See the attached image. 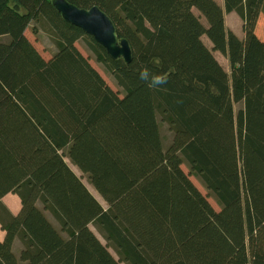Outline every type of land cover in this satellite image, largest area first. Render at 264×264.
<instances>
[{"label":"trees","instance_id":"trees-1","mask_svg":"<svg viewBox=\"0 0 264 264\" xmlns=\"http://www.w3.org/2000/svg\"><path fill=\"white\" fill-rule=\"evenodd\" d=\"M68 1L103 9L133 57L113 59L53 0H0V200L23 201L0 216V264H264V0ZM30 29L48 32L50 57Z\"/></svg>","mask_w":264,"mask_h":264},{"label":"rangeland","instance_id":"rangeland-1","mask_svg":"<svg viewBox=\"0 0 264 264\" xmlns=\"http://www.w3.org/2000/svg\"><path fill=\"white\" fill-rule=\"evenodd\" d=\"M216 1L218 2V0H216ZM222 3H223V1H222ZM203 21H205L204 18H203ZM226 24H227L228 28H230V27L235 28L239 32L243 30V19L241 18V16H239L237 14L230 16L229 14L227 15V13H226ZM27 36H29V38L31 40H33L36 47H38V49L40 50V52L43 54L44 57H50L57 50V46L54 45V42L52 41L50 35L45 30L44 31L40 30L39 33L34 34L30 29L27 31ZM203 40L208 45V47H210V48L212 47L211 40H208V38L206 36H203ZM82 41H80L79 45H80L81 49L83 50L84 54L92 59L91 62L93 63V65H95L97 68H99L100 72L104 76V78H106V80H108V82L112 86H114L113 80H111L112 76L110 75L109 71L106 68H103L102 65L96 61L95 57L90 55V52L87 49H85L86 41L85 40H82ZM213 52H214L216 58L218 59V61L221 64H223L224 68L228 72H230V63H229L227 57L221 52H218V51H213ZM239 106H240V104H236V109ZM159 125H161L162 137L164 139V142H165V144H167L172 139V136H171L172 133L170 132L167 124L160 122ZM67 161L71 165L72 169H74L76 174L82 178V181L90 189V191L93 193V195L97 199L100 200V202L102 203V205L105 208L108 207V204L105 202L104 198H102L100 196L99 192H97L96 188L93 186V184L90 180V176L87 173L81 172V170L78 168V166L75 163H72L69 159H67ZM182 166H183L184 171H186L190 175V179L198 186L200 191L203 194H206L207 196H209V200H210L211 204L216 209H220L221 205L218 203L217 198L215 197L214 194L211 193V191L201 181V177H200L199 173L197 171H195V169H190V167L187 163H183ZM48 214L51 216L50 213H48ZM91 228L96 234H98L99 238H101L102 241L105 243L106 242L105 239L103 238V236L101 234L98 233L94 224L91 225ZM111 252L114 254L115 257L119 258L118 253L113 248L111 249ZM122 264H126V263H122Z\"/></svg>","mask_w":264,"mask_h":264},{"label":"water","instance_id":"water-1","mask_svg":"<svg viewBox=\"0 0 264 264\" xmlns=\"http://www.w3.org/2000/svg\"><path fill=\"white\" fill-rule=\"evenodd\" d=\"M53 6L66 22L80 27L85 33L92 35L113 59L123 58L125 62L132 60V49L128 40L120 38L115 24L108 14L98 6L83 8L68 0H53Z\"/></svg>","mask_w":264,"mask_h":264},{"label":"crops","instance_id":"crops-1","mask_svg":"<svg viewBox=\"0 0 264 264\" xmlns=\"http://www.w3.org/2000/svg\"><path fill=\"white\" fill-rule=\"evenodd\" d=\"M222 1H223V3H222ZM218 4H221L222 6H224L225 5L224 0H218ZM228 14L231 16V15L237 14V12L232 11L231 13H227V15ZM225 16H226V14H225ZM230 28H231V30H234L235 33L240 38L244 37V30L239 32L235 28H232V27H230ZM22 206H23V201L21 200V197L19 196V194L16 192L15 193L9 192V193L5 194L2 197V199L0 200V216L4 219H8L11 215L16 216L21 211ZM5 235H6V229H4V227L2 226L1 221H0V240L3 241L5 239ZM14 249H15L17 254H18V252L21 251V244L19 242V239L15 240Z\"/></svg>","mask_w":264,"mask_h":264},{"label":"clouds","instance_id":"clouds-1","mask_svg":"<svg viewBox=\"0 0 264 264\" xmlns=\"http://www.w3.org/2000/svg\"><path fill=\"white\" fill-rule=\"evenodd\" d=\"M140 78L142 80L149 81V73H148L147 69H143L140 72ZM149 82L152 83L155 86V85H158V84H161V83H165L166 82V78L163 77V76H153Z\"/></svg>","mask_w":264,"mask_h":264}]
</instances>
